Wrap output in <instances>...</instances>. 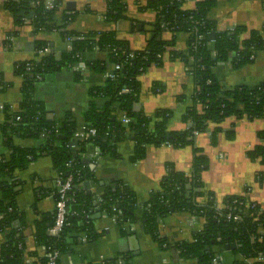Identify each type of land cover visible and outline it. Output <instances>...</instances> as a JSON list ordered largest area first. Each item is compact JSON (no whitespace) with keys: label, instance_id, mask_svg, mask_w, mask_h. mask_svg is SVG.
I'll use <instances>...</instances> for the list:
<instances>
[{"label":"trees","instance_id":"trees-1","mask_svg":"<svg viewBox=\"0 0 264 264\" xmlns=\"http://www.w3.org/2000/svg\"><path fill=\"white\" fill-rule=\"evenodd\" d=\"M184 3L185 0H150L143 5L141 10H155L157 16L151 24L147 46L143 50H133L127 40L117 37L115 31L77 33L67 29L74 16H65L64 23L57 25L55 6L48 8L39 0H6L5 7L15 15L18 25L28 21L35 30H63L62 34L66 40L70 39L72 48L60 55L53 50L16 66V73L23 76V98L18 110L11 111L5 107V122L1 126L4 135L2 145L6 152L0 154V233H5L6 240L0 245V264H52L50 260L54 252L60 254L55 264H61V256L71 252L75 244L83 239L96 241L100 237L92 217L98 212L114 217L119 225L141 221L153 240L163 247L174 246L182 258L195 259L197 264H212L213 259L219 257L217 246L230 248L245 258L264 255V206L250 200L247 195L227 196L219 203L213 192L206 193L202 175L209 166V160L199 148H195L191 174L169 166L160 189L151 194L142 209L133 190L122 182L108 187L100 195L83 188L85 180L93 178L90 164L83 159L88 143H93L101 156L118 157L117 143L132 136L136 144L133 161H137L146 156L148 145L167 143L181 147L194 144L192 137L196 132L207 130L210 122L220 123L230 116L264 119V83L223 89L214 73V67L219 63L231 62L239 68L251 62L252 55L264 51V26L252 30L246 37L243 35L247 30L241 26L219 30L216 21L209 15L217 0H197L192 9H186ZM124 10L122 0H108L105 16L108 20L118 21L124 17ZM166 30L189 35L185 50L170 52L172 59L185 62L195 83L194 103L186 114V120L191 121L192 127L182 132L167 129L170 110H159L154 118L134 110L141 89L139 76L149 66L161 65L163 54L175 45V39L168 41L162 38ZM46 46L51 45L45 40H38L36 51ZM91 50L105 52L110 63L121 67L107 71L105 61L86 60L85 56ZM80 61L95 72L115 74V78L107 77L104 85L90 90L93 99L106 98L107 101L102 107L92 101L85 113L84 132L90 128L97 131L88 140L77 137L79 129L75 116L66 113L51 117L36 97L37 85L46 76L64 68L72 69ZM28 64H31L30 70ZM75 75L79 80L82 78L81 71H75ZM158 87L160 85L156 84L155 88ZM123 88L130 91L123 92ZM120 113L130 118L128 125L122 122ZM219 131L220 128L215 129L214 141ZM259 137L262 143L250 150L248 155L264 165V128ZM18 139H32L40 144L24 146L17 144ZM42 155L51 157L61 182L71 178V189L68 191L71 200L67 206L66 224L58 235L49 232L54 224L55 212L44 213L41 219L36 220L34 239L37 246L44 249V254L34 250L27 255L24 232L27 227L26 213L17 205L22 182L16 179L15 171L27 168L32 160ZM256 179L264 184V170L256 174ZM40 194H53L55 200L60 196L57 186L43 189ZM202 196H206L204 204L198 201ZM97 199L100 201L97 202ZM182 211L204 217L205 225L201 231L195 232L191 241L171 245L160 236L159 221ZM229 214L231 218H228ZM28 257L33 258L29 263ZM99 264L119 263L107 259Z\"/></svg>","mask_w":264,"mask_h":264},{"label":"crops","instance_id":"crops-1","mask_svg":"<svg viewBox=\"0 0 264 264\" xmlns=\"http://www.w3.org/2000/svg\"><path fill=\"white\" fill-rule=\"evenodd\" d=\"M48 8L55 6V23L62 25L65 16H74L67 29L77 32L115 31L119 39L129 42L133 50H143L151 36V24L156 20L157 12L152 9L141 10L150 0H122L125 5L124 17L118 21L108 20L106 12L108 0H39ZM197 0L185 1L184 7L192 9ZM6 0H0V154L5 153L4 135L1 126L5 122V107L11 111L19 109L23 98V76L16 73V66L24 61L36 58L38 40H45L53 47L55 54L60 55L68 50V42L63 30H35L28 21L21 25L16 23L15 15L5 7ZM70 5V6H69ZM217 23L219 30L244 27L248 36L252 30L264 26V0H217L209 13ZM164 40L175 39V45L163 54L161 65L153 64L139 76L141 89L134 110L143 112L152 118L159 110H170L167 129L171 132H182L192 127L186 120L187 110L193 106L195 83L193 76L181 59H172L171 51L185 50L189 35L185 32L166 30L162 33ZM86 60H100L107 63V71L114 65L109 62L105 52L91 50ZM106 71V72H107ZM82 78H76L75 71L64 68L56 74L46 76L37 85L36 97L41 101L49 116H64L71 113L77 120L79 132L85 127L84 116L95 102L102 107L106 98H94L90 94L93 87L106 83L105 74L95 72L87 65L82 69ZM217 82L223 89H234L238 86H258L264 83V51L255 55L251 62L235 68L231 62L219 63L214 67ZM160 85L159 89L155 85ZM120 113L119 117L122 118ZM126 125V124H125ZM220 128L216 140L213 133ZM264 128V119H249L247 116H230L220 123L210 122L207 130L195 133L194 144L175 147L171 144L148 145L146 156L133 161L135 141L132 136L123 138L117 143L119 156L99 155L93 143H88L83 159L90 164L93 178L85 180L91 190L100 195L105 190L122 182L129 186L136 195L139 208L149 200L151 194L158 191L161 181L169 171L175 170L190 175L193 167L195 148L202 150L209 160V166L203 171V190L213 192L219 203L231 195H247L250 200L264 206V184L256 179V174L264 170L259 160H252L248 152L262 143L259 132ZM229 134H232L229 136ZM24 146L39 145L32 139L17 140ZM58 176L50 156L42 155L32 160L28 167L16 170L15 177L22 182L17 195L18 207L25 211L27 227V255L39 248L34 239L35 222L44 213L55 211L53 194H40L43 189L56 187ZM201 204L206 196L198 199ZM94 225L100 233L96 241L84 239L73 246V250L61 256V264H99L107 259L123 264H197L195 259H184L174 246L163 247L146 233L141 221L134 224L119 225L115 218L106 213L93 214ZM206 219L182 211L169 214L159 221V233L171 245L180 241H191L195 232L201 231ZM6 240L4 232L0 233V245ZM220 264H260L258 258H245L230 248L217 246ZM32 259V257H28ZM264 264V263H262Z\"/></svg>","mask_w":264,"mask_h":264},{"label":"built area","instance_id":"built-area-1","mask_svg":"<svg viewBox=\"0 0 264 264\" xmlns=\"http://www.w3.org/2000/svg\"><path fill=\"white\" fill-rule=\"evenodd\" d=\"M188 1V0H185ZM52 7V6H51ZM68 41V49H71V45H70V39L67 40ZM53 47L51 46H46L45 48L41 49L40 51H36V53H38V55H36V58H38L39 56L45 55V54H49L51 52H53ZM255 55L251 56V59H254ZM86 66L85 62L80 61L77 64H74L72 66V70L74 71H82V69ZM121 66L120 65H114L113 70L119 69ZM28 69H31V64H28ZM106 77H111V78H115V74L114 73H109V74H105ZM123 92H129L130 89L129 88H123L122 89ZM19 120V118H18ZM122 122L126 125H128V123L130 122V118L127 117L126 115L122 116ZM96 129L95 128H90L87 132H84V130L82 132H78L77 133V137L79 139H83V140H88L91 136L96 135ZM198 133V132H196ZM55 184L58 188V193L60 194L59 199L56 200L55 202V220H54V224L53 226L49 229L50 234L52 235H58L61 231V229L63 228V226L66 224L67 221V209H68V202L71 200L70 197L68 196V191L71 189V178H69L66 182H61L60 177L57 176L56 180H55ZM97 202H99L100 200L97 199ZM221 204H220V208H221ZM2 217V215L0 216ZM228 218H231V214L228 215ZM60 254L59 252H54L51 255V260L50 262L52 264H55L56 260L59 258ZM32 259H28L27 258V262H31ZM258 261L264 263V255L261 257H258ZM212 264H220V257H215L212 261Z\"/></svg>","mask_w":264,"mask_h":264},{"label":"water","instance_id":"water-1","mask_svg":"<svg viewBox=\"0 0 264 264\" xmlns=\"http://www.w3.org/2000/svg\"><path fill=\"white\" fill-rule=\"evenodd\" d=\"M70 6V5H69ZM75 144V143H74ZM84 186L86 187V188H89L90 187V184H89V182L88 181H86L85 182V184H84ZM123 264H126V262H124Z\"/></svg>","mask_w":264,"mask_h":264}]
</instances>
